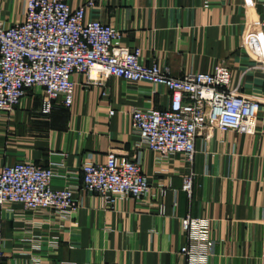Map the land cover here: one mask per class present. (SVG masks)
Masks as SVG:
<instances>
[{"label": "crops", "instance_id": "crops-1", "mask_svg": "<svg viewBox=\"0 0 264 264\" xmlns=\"http://www.w3.org/2000/svg\"><path fill=\"white\" fill-rule=\"evenodd\" d=\"M66 1L78 7L91 0ZM94 1L87 19L120 30L121 43L141 48L145 64L175 77L225 64L235 91L264 99V0ZM25 12V0H0L7 24L22 22ZM75 80L71 109L43 115L37 87L0 113V168L31 161L58 168L55 188L81 186L83 164L105 163L114 152L141 162L152 191L112 205L79 189L81 207L61 226L20 204L0 207V264H191L182 253L190 245L187 216L211 222L215 244L203 246V264H264V104L254 134L200 129L190 197L184 158L139 147L132 128V112L170 106V90L117 77L101 86L79 74Z\"/></svg>", "mask_w": 264, "mask_h": 264}, {"label": "built area", "instance_id": "built-area-1", "mask_svg": "<svg viewBox=\"0 0 264 264\" xmlns=\"http://www.w3.org/2000/svg\"><path fill=\"white\" fill-rule=\"evenodd\" d=\"M22 22L0 20V113L19 107L28 94L42 89L43 115L71 109L78 83L85 77L89 86L104 85L117 77L130 82L164 85L172 93L164 109H135L132 128L141 148L170 159L180 155L190 166L183 189L194 190L196 139L200 129H218L254 134L264 99L247 96L232 88V70L220 64L213 72H190L175 77L168 68L143 62V50L121 43L122 33L99 20H88L87 10L96 5L72 7L66 0H25ZM264 32V20L260 24ZM81 186L55 188V167L21 162L0 168V207L15 204L61 226L80 209L79 189L93 192L108 204L121 198L140 200L152 191V183L140 161L110 153L105 163L86 162ZM165 194L166 191L163 190ZM19 215V214H18ZM24 216L23 214L19 215ZM190 245L182 253L191 264H203L214 247L211 222L205 218H183Z\"/></svg>", "mask_w": 264, "mask_h": 264}]
</instances>
